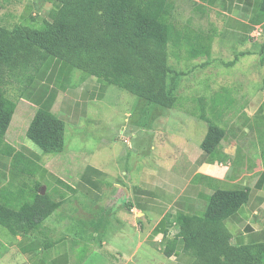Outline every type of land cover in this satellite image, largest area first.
I'll use <instances>...</instances> for the list:
<instances>
[{
    "label": "crops",
    "instance_id": "1",
    "mask_svg": "<svg viewBox=\"0 0 264 264\" xmlns=\"http://www.w3.org/2000/svg\"><path fill=\"white\" fill-rule=\"evenodd\" d=\"M171 1L181 32L178 99L182 106L204 100L225 130L218 149H200L207 124L197 117L125 99L131 94L48 59L28 87H17L16 99L8 96L15 109L0 143V201L19 206L47 193L60 207L24 236L0 225V264H201L185 251L186 231L175 218L189 216L194 232L217 190L249 191L216 237L219 247L264 242V162L255 137H264V23H253L260 1ZM0 12V26L12 29L19 17L49 21L54 8L43 0H0ZM250 58L247 75L229 80L222 71ZM202 59L206 65L195 63ZM37 109L63 123L61 153L45 154L27 139Z\"/></svg>",
    "mask_w": 264,
    "mask_h": 264
},
{
    "label": "trees",
    "instance_id": "2",
    "mask_svg": "<svg viewBox=\"0 0 264 264\" xmlns=\"http://www.w3.org/2000/svg\"><path fill=\"white\" fill-rule=\"evenodd\" d=\"M43 1L53 5L54 13L49 21L43 19L38 28L20 22L12 29L0 26V143L15 109L6 87L10 83L28 87L48 59L68 63L75 70L99 78L150 105L162 109L182 106L177 94L184 74L169 62L170 52L180 44L181 33L175 23L171 0ZM259 1L255 24L264 23V0ZM188 45L193 47L192 43ZM258 52L259 64L264 67V43ZM242 55L226 66L234 65ZM203 103L200 99L196 104L200 110L197 118L207 124L200 149L211 155L218 149L225 130L210 117V108ZM26 137L45 154L63 151V123L42 109L35 111ZM261 150L264 156L262 139ZM39 188L36 184V191ZM248 200L247 189L215 191L194 232L190 231L191 218L177 215L178 227L186 231L181 239L185 251L201 264H264V242L230 250L221 249L216 242L226 220ZM59 207L60 202H55L47 193L35 194L30 203L19 206L0 201V225L13 235L24 236Z\"/></svg>",
    "mask_w": 264,
    "mask_h": 264
},
{
    "label": "rangeland",
    "instance_id": "3",
    "mask_svg": "<svg viewBox=\"0 0 264 264\" xmlns=\"http://www.w3.org/2000/svg\"><path fill=\"white\" fill-rule=\"evenodd\" d=\"M6 12H0V16L1 14H4L5 15ZM20 14V12H18V15ZM27 14H24V11L21 12L20 14V17H26ZM7 17V16H6ZM5 17V18H6ZM19 17V20L17 22V24L20 22V23H23L27 26H30V27H35V28H38L39 25H40V21H36L35 19L33 21H31V23H26V22H21V18ZM31 17V16H30ZM34 18V17H32ZM16 24V25H17ZM15 26V25H14ZM8 28H11V27H8ZM195 28V27H194ZM230 46H233L235 49H240V46L237 45L236 43H232L230 44ZM228 52L224 53V52H219V57L224 60V61H229L231 58L229 57V54H227ZM252 59H243V60H240L239 62L236 63L235 66H233L232 68H222V71L224 72H228L229 74L228 75H225L229 80H235L236 78L239 77V73H242V75H247V73H249L251 70L253 69H250V68H247V64L251 61ZM169 62L170 64H172L173 68H175V50L172 52H170V57H169ZM205 60L202 59L200 60L199 62H196L197 64H202L204 63ZM249 65H252V63H249ZM253 65H256L255 63ZM215 67L217 68H221V66L219 65H216L215 64ZM76 72H79L77 70H75ZM260 73H259V78L261 79V81L263 80V74H264V67H261L260 66ZM82 73V72H81ZM232 73V74H231ZM249 75V74H248ZM224 76V75H223ZM199 77V76H198ZM200 77H203V76H200ZM220 76H218L219 78ZM19 84H16V83H10L7 87H6V92L8 94V96L11 98V99H16V91L17 90ZM115 90H119L117 88L114 87ZM120 94V90L118 91ZM183 92V91H182ZM126 94L125 95V99H128V98H135V97H132V95H128L127 93H124ZM14 101V100H13ZM15 102V101H14ZM176 111H179V112H188L190 113V115L194 116V117H197L198 114L200 113V110L198 108V106H176L175 108ZM264 135V134H263ZM255 137H257V140H258V145H259V150H260V153H261V138H264L262 136H259V135H256L255 134ZM255 149V148H254ZM264 152V151H263ZM253 157L257 158L256 154H253ZM263 160L264 162V156L261 155V161Z\"/></svg>",
    "mask_w": 264,
    "mask_h": 264
},
{
    "label": "water",
    "instance_id": "4",
    "mask_svg": "<svg viewBox=\"0 0 264 264\" xmlns=\"http://www.w3.org/2000/svg\"><path fill=\"white\" fill-rule=\"evenodd\" d=\"M41 195H43V193H41Z\"/></svg>",
    "mask_w": 264,
    "mask_h": 264
}]
</instances>
